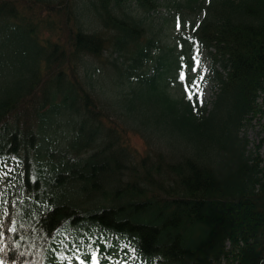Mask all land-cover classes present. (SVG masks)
<instances>
[{
	"label": "trees",
	"instance_id": "trees-1",
	"mask_svg": "<svg viewBox=\"0 0 264 264\" xmlns=\"http://www.w3.org/2000/svg\"><path fill=\"white\" fill-rule=\"evenodd\" d=\"M161 6L180 52L148 21ZM0 17L36 38L35 65L0 96V167L15 156L0 176L2 262L264 264V156L240 136L264 113V0H0ZM202 51L210 108L186 78ZM104 77L113 94L92 81ZM139 89L181 145L128 122Z\"/></svg>",
	"mask_w": 264,
	"mask_h": 264
},
{
	"label": "rangeland",
	"instance_id": "rangeland-1",
	"mask_svg": "<svg viewBox=\"0 0 264 264\" xmlns=\"http://www.w3.org/2000/svg\"><path fill=\"white\" fill-rule=\"evenodd\" d=\"M171 13L165 6H161L157 11L150 13L151 17L148 21L152 25L154 32L157 29H162L160 37L165 38V42L176 47L177 51L180 52V43L177 40L178 28H175L174 18L165 19L164 14ZM197 14L193 18L199 20L202 16ZM164 15V16H163ZM187 18V17H186ZM185 18V19H186ZM162 19L164 21H162ZM185 21V20H184ZM42 26H40L41 28ZM45 32L48 33L46 30ZM34 36H26L21 32H13L11 25L8 20L0 17V96L3 93V86L9 84V82H17L19 79L25 78L27 70L35 65V47H34ZM175 40V41H174ZM176 42V43H175ZM109 51L106 52L108 55ZM154 63L153 59H149L148 64L152 67ZM96 65H100L99 61ZM154 67V66H153ZM152 67V69H153ZM213 59L206 52L202 51L196 53L192 57V63L189 68L186 78L190 80L192 85L198 89V97L202 104H207V107L212 106V101L215 98L214 92L217 90L215 86L214 72H213ZM102 73L104 69L107 71L108 68L100 67ZM111 69V66H109ZM94 84L101 85L104 87L108 95L113 94L115 90V83L111 81V78L104 77L101 79H93ZM98 83V84H97ZM179 79L170 82L169 90L174 96H177L181 92V85ZM183 90V88H182ZM107 97V96H106ZM133 103L125 102L123 105L127 113L128 122L132 125L139 127L143 130L157 145H181L180 138L171 131H168L166 127L162 126L164 119V110L159 104L156 103V98L151 92H146L144 89H139L135 94ZM264 101L263 98H261ZM213 118L212 120H214ZM219 119L213 121L217 123ZM67 130L66 122L60 123L57 128V133L47 132L48 136L54 137L58 135V139L61 140L64 137V132ZM240 136L243 137L244 143H247L246 149L257 154L264 156V113H258L250 116V119L245 121V124L240 129ZM55 138V137H54ZM133 142L138 146H143V140L139 136L133 137ZM73 156V155H72ZM220 160V156L217 157ZM8 171H3L2 176L5 177L13 169V164L9 163L7 167ZM118 257H123V254H118ZM130 260H120V263L113 264H137ZM68 264H99L93 260L89 262L83 259L72 258L68 261Z\"/></svg>",
	"mask_w": 264,
	"mask_h": 264
}]
</instances>
